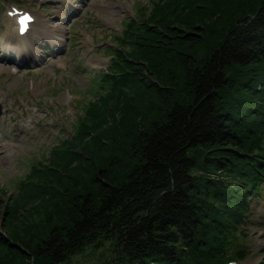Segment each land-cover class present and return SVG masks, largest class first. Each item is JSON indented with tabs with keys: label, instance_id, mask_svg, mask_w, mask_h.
<instances>
[{
	"label": "trees",
	"instance_id": "16d2710c",
	"mask_svg": "<svg viewBox=\"0 0 264 264\" xmlns=\"http://www.w3.org/2000/svg\"><path fill=\"white\" fill-rule=\"evenodd\" d=\"M149 3L114 35L99 76L107 91L78 118L94 112L110 152L84 166L62 141L22 178L24 192L0 190L9 246L0 264H70L107 243L101 264H231L249 254L240 236L264 182V0ZM144 69L148 85L136 81ZM63 158L68 182L56 176ZM41 207L46 220L27 224ZM19 225L13 238L7 227Z\"/></svg>",
	"mask_w": 264,
	"mask_h": 264
},
{
	"label": "rangeland",
	"instance_id": "374dc122",
	"mask_svg": "<svg viewBox=\"0 0 264 264\" xmlns=\"http://www.w3.org/2000/svg\"><path fill=\"white\" fill-rule=\"evenodd\" d=\"M137 3L150 4L149 0H0V190L9 196L24 192L22 178L62 141L69 152L76 151L69 158L74 156L84 166L110 152L102 143L104 135L94 122V112L79 124L78 118L97 94L107 91L99 76L111 58L108 47L116 43L114 35L121 34L125 20L136 14ZM13 5L36 18L25 35H16L14 16L8 14ZM27 50L32 55L24 54ZM135 75L141 84L152 80L145 69ZM106 115L112 119V113ZM78 127L85 134H74ZM60 162L56 176L68 182L72 164L66 166L65 158ZM91 172L82 173V183L91 179ZM46 218L47 211L41 207L26 223ZM247 218V236L240 238L249 254L237 264H259L264 260V182L258 196L250 198ZM20 227H7L8 234L13 236ZM0 245V253L9 249L1 239ZM105 247H88L70 264H101L111 253L110 244Z\"/></svg>",
	"mask_w": 264,
	"mask_h": 264
},
{
	"label": "bare ground",
	"instance_id": "6f19581e",
	"mask_svg": "<svg viewBox=\"0 0 264 264\" xmlns=\"http://www.w3.org/2000/svg\"><path fill=\"white\" fill-rule=\"evenodd\" d=\"M35 24V21L31 24V26H30V28L28 29V31L27 32H29V30H31L32 29V27H33V25ZM47 30V28L45 27L44 28V31H46ZM26 32V33H27ZM17 35V34H16ZM48 36H49V38L51 37L50 35H49V31H48V34H47ZM17 36H19V35H17ZM57 41H58V43H60V41L57 39ZM30 53V50H27V51H24V54H29Z\"/></svg>",
	"mask_w": 264,
	"mask_h": 264
},
{
	"label": "water",
	"instance_id": "95a60500",
	"mask_svg": "<svg viewBox=\"0 0 264 264\" xmlns=\"http://www.w3.org/2000/svg\"><path fill=\"white\" fill-rule=\"evenodd\" d=\"M0 113H1V104H0Z\"/></svg>",
	"mask_w": 264,
	"mask_h": 264
}]
</instances>
